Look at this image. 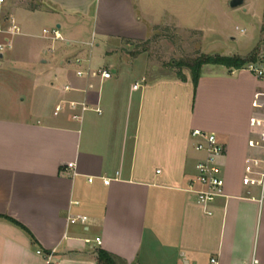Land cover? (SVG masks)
I'll use <instances>...</instances> for the list:
<instances>
[{"label":"crops","instance_id":"obj_1","mask_svg":"<svg viewBox=\"0 0 264 264\" xmlns=\"http://www.w3.org/2000/svg\"><path fill=\"white\" fill-rule=\"evenodd\" d=\"M25 1L0 4V28H20L0 54V264H98L100 249L117 264H264V183H243L246 160L264 156L249 145L264 82L206 65L195 88L190 73L150 76L149 54L134 52L154 28L206 34L218 15L219 54L257 49L264 63V0ZM98 69L112 77L77 75ZM72 101L92 109L75 120ZM194 129L225 147V195L208 206L188 191Z\"/></svg>","mask_w":264,"mask_h":264},{"label":"built area","instance_id":"obj_2","mask_svg":"<svg viewBox=\"0 0 264 264\" xmlns=\"http://www.w3.org/2000/svg\"><path fill=\"white\" fill-rule=\"evenodd\" d=\"M5 0H0V4L4 3ZM7 24L0 28V33L5 34V38L0 40V54L7 52L13 48V39L9 36H14L20 33V28L16 24L14 19H8ZM46 33H52L55 39H61V35L57 29L52 31L44 30ZM80 61H78L79 63ZM250 73L254 74L259 80L264 82V63H249L243 68ZM78 71V76L84 75H98L102 80L110 79L112 77V72L106 69H98L96 71ZM137 87V84L136 86ZM69 89V87H66ZM69 105L79 111L80 113H75L73 118L75 120H80L82 118V113L92 109L85 102L72 101ZM63 106L59 105L56 107L55 114L57 115ZM99 114L102 113L101 109H95ZM251 126L254 128H260L262 131L259 132V140H251L249 145L252 148L261 150L264 153V120L253 118L251 120ZM191 136L195 143V149L202 157L198 160L196 164V175L192 182L189 184L188 191L196 194L197 202L203 206H208L213 203L217 198L225 195V178L223 173V167L221 164V159L224 156L225 147L219 141L218 137L214 133L206 132L200 129H194ZM264 155V154H263ZM66 169H73L72 174L78 175L75 169L74 163H69ZM89 182L92 178L88 179ZM243 183L245 185H250L252 183H257L263 185L264 183V156H250L246 160L245 174L243 177ZM87 220L86 216H77L72 218L71 223L82 222L85 223ZM98 244L101 243L100 238L96 239ZM41 254V251L37 252ZM209 264H219V261L212 257L210 258Z\"/></svg>","mask_w":264,"mask_h":264},{"label":"rangeland","instance_id":"obj_3","mask_svg":"<svg viewBox=\"0 0 264 264\" xmlns=\"http://www.w3.org/2000/svg\"><path fill=\"white\" fill-rule=\"evenodd\" d=\"M35 2L36 0H26L25 4L30 7ZM194 10H197L196 5H194ZM203 15L206 16V14ZM216 17V19L210 20L214 24L211 26L212 28L205 29L206 34H202L198 30H182L173 26L154 28L150 38L146 42L136 45L134 52L147 51L150 57L148 73L152 77L177 75L179 70L184 74L190 73L186 64L192 63L200 54H219L224 49L218 15ZM195 21L196 25H204L205 27L206 22H208L205 18H199L197 12ZM239 25L241 24L239 23ZM234 26L235 24L231 26L232 32L239 36V32L235 31ZM177 64H180V67ZM205 66L202 67V70Z\"/></svg>","mask_w":264,"mask_h":264},{"label":"trees","instance_id":"obj_4","mask_svg":"<svg viewBox=\"0 0 264 264\" xmlns=\"http://www.w3.org/2000/svg\"><path fill=\"white\" fill-rule=\"evenodd\" d=\"M261 58L258 53V50L255 49L253 52H251L247 57H240V56H222L220 54H200L192 63L186 64V66L190 70L191 78L193 81V84L195 88L198 85V81L202 74V67L204 65H222L230 70H241L245 67V65L249 63H257L260 62ZM180 65V64H179ZM177 64V66H179ZM180 67V66H179ZM177 76L185 80L186 76L185 74L179 70L177 71ZM10 221H12L14 224L20 226L25 231L29 232L28 229L23 226L21 223L7 218ZM98 264H117L115 259L105 250L100 249L98 251Z\"/></svg>","mask_w":264,"mask_h":264},{"label":"water","instance_id":"obj_5","mask_svg":"<svg viewBox=\"0 0 264 264\" xmlns=\"http://www.w3.org/2000/svg\"><path fill=\"white\" fill-rule=\"evenodd\" d=\"M245 0H231L230 5L232 7H238L244 4Z\"/></svg>","mask_w":264,"mask_h":264}]
</instances>
